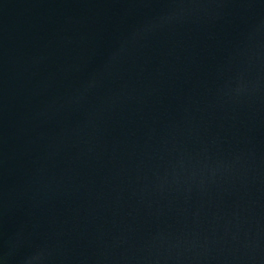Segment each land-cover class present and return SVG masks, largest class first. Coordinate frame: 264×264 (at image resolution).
Instances as JSON below:
<instances>
[{
	"label": "water",
	"instance_id": "95a60500",
	"mask_svg": "<svg viewBox=\"0 0 264 264\" xmlns=\"http://www.w3.org/2000/svg\"><path fill=\"white\" fill-rule=\"evenodd\" d=\"M0 264H264V0H0Z\"/></svg>",
	"mask_w": 264,
	"mask_h": 264
}]
</instances>
